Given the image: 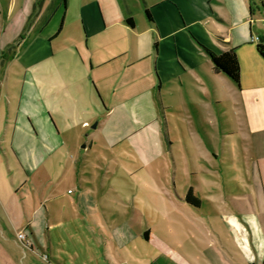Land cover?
Here are the masks:
<instances>
[{"label": "crops", "instance_id": "crops-1", "mask_svg": "<svg viewBox=\"0 0 264 264\" xmlns=\"http://www.w3.org/2000/svg\"><path fill=\"white\" fill-rule=\"evenodd\" d=\"M34 8L31 13L27 10L26 21L32 45L17 55L24 69L14 81L19 97L9 95L0 85L1 120L4 92L8 97L3 133L5 137L11 133L10 150L25 173L20 184L23 182L26 199L16 194L7 198L5 176L0 174V264H18L2 259L4 234H20L25 225L33 233L38 225L35 218L43 205L28 199L26 185L33 187L40 179H48L49 154L65 145L56 124L76 116L92 117L100 107L106 110L100 92L104 98L109 91H116L124 98L153 102L152 91L159 96L160 90L168 89L187 93L195 89L216 103L221 142L215 143L220 155L214 160L221 159L234 171L232 176L238 175V181L229 185L235 186L233 200L240 203L235 211L229 206L223 213H205L200 207L188 206L192 220L210 217L215 221L227 253L221 260L214 250V254L189 255L181 246L177 258L186 264L207 257L220 264H264V59L257 50L258 43H264L262 0H80L71 12L73 19L67 22L68 9L65 21L53 28L47 10ZM53 11L56 14L59 8ZM76 19L81 32L73 22ZM128 19L133 20V26ZM26 42L22 39L19 46ZM230 49H235L240 63L239 86L214 72L206 51L220 55ZM199 122L202 128H211L205 118L200 117ZM233 140L239 141L238 148ZM236 163L238 170L233 169ZM51 189L49 186L48 192ZM49 196L52 199L50 192ZM73 204V212L85 222L92 219L98 224L95 198L82 193ZM31 210L32 224L26 213ZM47 215L53 212L47 210ZM206 236L212 239L214 233L206 230ZM186 241L197 253L194 233H189ZM21 244L22 250L31 251Z\"/></svg>", "mask_w": 264, "mask_h": 264}, {"label": "rangeland", "instance_id": "rangeland-1", "mask_svg": "<svg viewBox=\"0 0 264 264\" xmlns=\"http://www.w3.org/2000/svg\"><path fill=\"white\" fill-rule=\"evenodd\" d=\"M78 4L80 0H67L66 6L63 0H0V85L3 90L8 89L9 95L16 93L19 97L14 81L24 69L17 55L33 42L28 36L27 10L31 13L35 6L44 7L49 27L53 28L59 27L68 9L70 13L65 19L70 22L71 12ZM58 8L55 14L53 10ZM76 20L77 23L73 22L81 32L80 21ZM22 39L27 42L19 46ZM65 45L64 42L62 47ZM119 93L109 91L104 98L100 92L106 110L100 107L92 117L76 116L56 124L65 145L49 154L48 179H40L33 187L26 185L28 199L43 205L39 217L35 218L38 224L35 231L32 233L26 225L22 229L31 242L28 245L31 251L19 247L22 244L18 231L5 233L4 261L186 264L176 256L181 246L189 255L214 254V250L223 260L227 247L215 221L210 217L192 220L187 212L190 205L200 207L205 213H223L229 206L235 211L240 205L233 200L235 186L229 185L233 180L238 181V175L232 176L234 171L221 159L214 160L220 155L219 151L215 152V143L221 142L216 103L195 89L189 90V94L185 90H160V99L152 91L153 102L124 98ZM6 94L2 120L0 117V174L5 176L7 198L16 194L23 200L25 188L20 182L25 173L10 150L11 133L6 137L3 133ZM162 99L164 107L160 106ZM200 117L211 128H202ZM233 141L238 148L239 141ZM233 169H239L238 163ZM49 186H52L49 190L52 199L48 197ZM189 190L191 200L187 199ZM82 193L97 201L99 227L95 220L85 222L73 212V202ZM47 210L53 215H47ZM32 211L26 212L31 224ZM92 223L90 228L88 225ZM206 230L214 233L213 240L206 236ZM189 233H194L199 247L197 253L186 241ZM198 233L205 237L202 239ZM206 259L196 264H220L219 260Z\"/></svg>", "mask_w": 264, "mask_h": 264}, {"label": "trees", "instance_id": "trees-1", "mask_svg": "<svg viewBox=\"0 0 264 264\" xmlns=\"http://www.w3.org/2000/svg\"><path fill=\"white\" fill-rule=\"evenodd\" d=\"M64 5L66 6L67 0H63ZM146 17L149 21L153 23L152 16L148 10H146ZM127 22L130 25H134L132 19H128ZM156 47V44H155ZM257 50L261 57L264 59V43H258ZM213 62V70L215 73H222L226 75L230 80L239 86L240 84V63L236 55L235 49H230L220 55L206 50ZM193 198L192 192L189 190L187 193V199L191 200Z\"/></svg>", "mask_w": 264, "mask_h": 264}, {"label": "built area", "instance_id": "built-area-1", "mask_svg": "<svg viewBox=\"0 0 264 264\" xmlns=\"http://www.w3.org/2000/svg\"><path fill=\"white\" fill-rule=\"evenodd\" d=\"M263 4H264V0H262ZM18 239L25 244V246L28 247V245H30V241L27 240V237L24 233H20L18 234Z\"/></svg>", "mask_w": 264, "mask_h": 264}, {"label": "water", "instance_id": "water-1", "mask_svg": "<svg viewBox=\"0 0 264 264\" xmlns=\"http://www.w3.org/2000/svg\"><path fill=\"white\" fill-rule=\"evenodd\" d=\"M83 147H85V145Z\"/></svg>", "mask_w": 264, "mask_h": 264}]
</instances>
